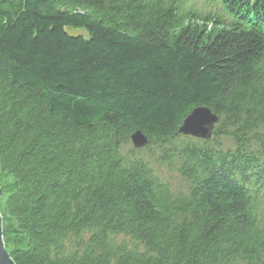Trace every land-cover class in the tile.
I'll return each mask as SVG.
<instances>
[{"label":"trees","instance_id":"1","mask_svg":"<svg viewBox=\"0 0 264 264\" xmlns=\"http://www.w3.org/2000/svg\"><path fill=\"white\" fill-rule=\"evenodd\" d=\"M193 4L0 0L16 264H264V0ZM198 106L208 139L178 132Z\"/></svg>","mask_w":264,"mask_h":264},{"label":"water","instance_id":"2","mask_svg":"<svg viewBox=\"0 0 264 264\" xmlns=\"http://www.w3.org/2000/svg\"><path fill=\"white\" fill-rule=\"evenodd\" d=\"M218 121V116L206 106L193 108L182 121L178 132L185 136L200 139H208L212 129ZM130 141L134 148H142L147 143V137L140 130L134 131L130 135ZM1 195V188H0ZM0 264H16L6 250L2 237V217L0 214Z\"/></svg>","mask_w":264,"mask_h":264},{"label":"rangeland","instance_id":"3","mask_svg":"<svg viewBox=\"0 0 264 264\" xmlns=\"http://www.w3.org/2000/svg\"><path fill=\"white\" fill-rule=\"evenodd\" d=\"M188 1L194 3L192 8L194 10H196V11L198 10L200 12H203V11L207 10L206 6H208V5H206V0H188ZM207 4H209V3L207 2ZM215 8L216 9H220L221 5L217 3V4H215ZM185 9L187 10V9H190V8H185ZM200 14H202V13H200ZM221 15L225 16L224 14H221ZM71 32L72 33H77V32H80V31L71 30ZM226 143L227 144L229 143L228 140H227ZM137 149H140V148H137ZM161 174H162L163 178L168 179L170 181V183L172 185H174V187H176L178 184H180V179L178 177H176L175 175H172V174H169V173L165 172L164 169L161 170Z\"/></svg>","mask_w":264,"mask_h":264}]
</instances>
